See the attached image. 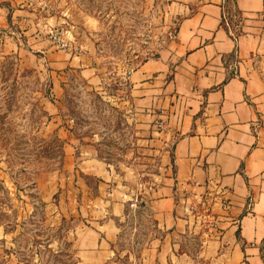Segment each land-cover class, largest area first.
Returning a JSON list of instances; mask_svg holds the SVG:
<instances>
[{"label":"crops","instance_id":"0c3cea01","mask_svg":"<svg viewBox=\"0 0 264 264\" xmlns=\"http://www.w3.org/2000/svg\"><path fill=\"white\" fill-rule=\"evenodd\" d=\"M161 2L173 34L127 76L130 120L149 144L146 153L158 155L157 172L145 183L131 169L118 173L96 160L91 145L58 132L72 213L81 219L76 263L264 264V0ZM88 23L82 13L36 11L33 0H0L4 50L31 44L56 97L68 76L94 88L101 78L89 40L75 37L82 53L73 55L42 32L56 25L67 38H82ZM129 221L136 240L124 250L118 243ZM141 222L149 228L138 233Z\"/></svg>","mask_w":264,"mask_h":264},{"label":"rangeland","instance_id":"374dc122","mask_svg":"<svg viewBox=\"0 0 264 264\" xmlns=\"http://www.w3.org/2000/svg\"><path fill=\"white\" fill-rule=\"evenodd\" d=\"M41 7L53 15L89 18L82 38L78 34L71 41L81 48L75 37L89 40L101 83L94 88L68 76L56 97L50 71L37 62L41 54L27 43L18 53L4 50L1 39L0 264H77L72 240L81 219L72 213L73 183L63 167L66 140L59 137L60 129L81 146L91 145L96 160L118 173L131 169L145 183L146 174L157 172L158 155L146 153L149 144L130 120L127 76L173 34L162 17L161 0H33L36 11ZM74 25L80 26L72 20ZM50 28L61 27L48 25L42 32L58 49ZM20 31L12 30L18 38ZM133 223L122 229L118 245L124 250L136 240L131 239ZM140 224L138 233L149 228Z\"/></svg>","mask_w":264,"mask_h":264},{"label":"built area","instance_id":"2783aa9c","mask_svg":"<svg viewBox=\"0 0 264 264\" xmlns=\"http://www.w3.org/2000/svg\"><path fill=\"white\" fill-rule=\"evenodd\" d=\"M51 42L59 49L68 51L73 55L80 53L81 48L78 45L72 43L71 39L67 38V32L62 28H50L48 30ZM235 35H233L234 37ZM161 124L157 125V128H160ZM224 209L227 208V205H223Z\"/></svg>","mask_w":264,"mask_h":264},{"label":"trees","instance_id":"16d2710c","mask_svg":"<svg viewBox=\"0 0 264 264\" xmlns=\"http://www.w3.org/2000/svg\"><path fill=\"white\" fill-rule=\"evenodd\" d=\"M231 11H232L231 12L232 16L236 17L237 21H239L240 15H241L240 12L236 9V7H234ZM229 16H230V14H229ZM222 25H224V21L223 20H222ZM237 34H238V31L234 30V35L236 36ZM156 57H157V55H155L153 58H156ZM57 140H59V139H57Z\"/></svg>","mask_w":264,"mask_h":264}]
</instances>
